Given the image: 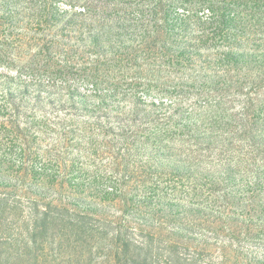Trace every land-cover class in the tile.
<instances>
[{
	"label": "rangeland",
	"instance_id": "1",
	"mask_svg": "<svg viewBox=\"0 0 264 264\" xmlns=\"http://www.w3.org/2000/svg\"><path fill=\"white\" fill-rule=\"evenodd\" d=\"M258 175L264 0H0V264H157L215 212L258 232L201 260L264 264Z\"/></svg>",
	"mask_w": 264,
	"mask_h": 264
},
{
	"label": "trees",
	"instance_id": "2",
	"mask_svg": "<svg viewBox=\"0 0 264 264\" xmlns=\"http://www.w3.org/2000/svg\"><path fill=\"white\" fill-rule=\"evenodd\" d=\"M244 109L245 125L240 128L247 129V132L255 131V122L252 120V115L246 112ZM244 133V132H242ZM245 134V133H244ZM264 182V175H258L256 177L255 185H259ZM263 205L257 206L256 212L264 213ZM217 215H208L204 220H199L201 223L197 224L201 228L203 234H192L190 238L182 240L181 236L176 238H162L158 239L161 242L162 248L160 251L164 254L157 261V264H212V262L205 263L201 260L202 256L208 254L209 249L235 250L239 242V237L242 234L245 237H252L258 232V227L254 230L252 224L246 226H238V220L234 216H227L223 212H215ZM244 219V217H243ZM198 221V223H199ZM243 221H249L245 218ZM250 223V221H249ZM202 226V227H201ZM261 229V228H259ZM237 248V247H236ZM167 255V256H165ZM222 259V256L220 257ZM132 263L136 261L134 256H130L128 259ZM135 260V261H134ZM148 258L146 259V261ZM223 260V259H222ZM155 262V261H154ZM216 264H222V262H216Z\"/></svg>",
	"mask_w": 264,
	"mask_h": 264
}]
</instances>
